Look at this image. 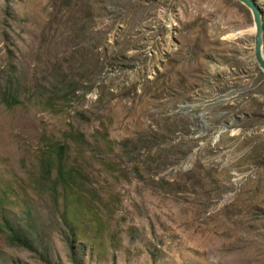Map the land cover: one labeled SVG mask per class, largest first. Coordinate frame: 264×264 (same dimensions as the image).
Listing matches in <instances>:
<instances>
[{
	"label": "rangeland",
	"instance_id": "374dc122",
	"mask_svg": "<svg viewBox=\"0 0 264 264\" xmlns=\"http://www.w3.org/2000/svg\"><path fill=\"white\" fill-rule=\"evenodd\" d=\"M252 26L238 0H0V264H73L69 235L78 264H264Z\"/></svg>",
	"mask_w": 264,
	"mask_h": 264
},
{
	"label": "trees",
	"instance_id": "16d2710c",
	"mask_svg": "<svg viewBox=\"0 0 264 264\" xmlns=\"http://www.w3.org/2000/svg\"><path fill=\"white\" fill-rule=\"evenodd\" d=\"M262 29L264 31V22H262ZM263 51H264V46H263ZM8 96H9V92H7L5 94V96L3 97V101L6 104L10 105L12 102L9 99H7ZM63 148H64V146L59 144V146H58V164L61 163L60 160L62 158ZM60 167L61 166H58V168H57V175H56L57 178H55V180L52 179L51 185L49 186V189L51 190L53 196H54V193L56 192V187H55L56 182L58 179H60V176L62 174ZM40 176H42L43 180H45V181L50 179L49 178V169L45 165H42V167H41V175ZM6 228L9 231L8 237H9V240L11 243L17 244V245H20L23 247H27V248L32 247L31 246V240H30L31 238L29 237V234L27 232H25L24 230H20V229L16 231L12 226H10V227L7 226V224H6ZM28 228H30V226H28ZM70 237L71 236L69 235V236L64 238V242L68 248V258L71 260V262L73 264H78L79 262H78L77 251L73 247V244H72L73 241H72V239H70ZM41 255H43V252Z\"/></svg>",
	"mask_w": 264,
	"mask_h": 264
},
{
	"label": "water",
	"instance_id": "95a60500",
	"mask_svg": "<svg viewBox=\"0 0 264 264\" xmlns=\"http://www.w3.org/2000/svg\"><path fill=\"white\" fill-rule=\"evenodd\" d=\"M245 5L253 20V55L259 69L264 73L263 29L262 16L254 0H238Z\"/></svg>",
	"mask_w": 264,
	"mask_h": 264
},
{
	"label": "bare ground",
	"instance_id": "6f19581e",
	"mask_svg": "<svg viewBox=\"0 0 264 264\" xmlns=\"http://www.w3.org/2000/svg\"><path fill=\"white\" fill-rule=\"evenodd\" d=\"M249 31H253V27L249 28ZM243 32H244L243 29L237 30V31H235V32L232 33V36H235L237 34H241Z\"/></svg>",
	"mask_w": 264,
	"mask_h": 264
}]
</instances>
